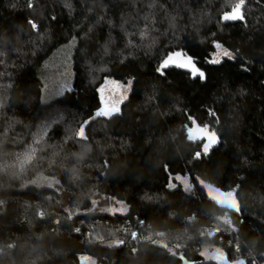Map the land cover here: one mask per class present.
I'll list each match as a JSON object with an SVG mask.
<instances>
[{
    "label": "trees",
    "instance_id": "trees-1",
    "mask_svg": "<svg viewBox=\"0 0 264 264\" xmlns=\"http://www.w3.org/2000/svg\"><path fill=\"white\" fill-rule=\"evenodd\" d=\"M236 2L0 0V264H218L202 257L206 244L264 264V0L224 21ZM216 42L234 58L210 63ZM69 44L70 87L45 100L44 64ZM173 52L205 78L159 72ZM108 78L131 84L111 118L95 115ZM192 118L219 137L207 155L187 138ZM176 175L235 189L241 211ZM94 195L128 213L91 212Z\"/></svg>",
    "mask_w": 264,
    "mask_h": 264
},
{
    "label": "snow or ice",
    "instance_id": "snow-or-ice-1",
    "mask_svg": "<svg viewBox=\"0 0 264 264\" xmlns=\"http://www.w3.org/2000/svg\"><path fill=\"white\" fill-rule=\"evenodd\" d=\"M245 4H246V0H237V2L234 3L233 6L231 7V10L227 11L223 14L222 19L224 21H245L246 20V16H245V12H244ZM30 23H31L33 28L37 27V25L34 22L30 21ZM215 47L217 49H219L220 51H218L215 58H213L209 61L210 63L220 64L222 57H227L229 59L234 58L232 53L228 49L224 48L220 43L216 42ZM173 65L178 67V68L189 69L191 72V75L194 78L195 77H199L201 79L205 78V73L200 68L197 67L194 58L192 56H185V54L182 52H173L170 55H168L167 58L162 61L160 67L157 70L162 73L164 69H167L168 67L173 66ZM129 87H130V83H129ZM101 91H103V89H101ZM124 98H126V97L122 96L121 102H122V99H124ZM118 103L119 102L114 103L111 106L106 105L104 108L97 111L95 115L111 118L114 114H117L120 111ZM211 114L215 115L214 113H211ZM86 124H87V122H85V124H82L76 133L77 137L84 139V140L87 139V136L85 135ZM192 124L195 125V128L189 127L187 129V133H188L187 138L190 141H205L203 143V146H202V152H203V154L207 155L209 153V150L214 145H216L220 142L219 137H218L215 130L210 129L209 125L201 126L200 124H198L195 121L194 118H192ZM37 143H39V141H37ZM34 151L35 150L33 149V153H34ZM34 158H35L34 155L29 157V159H34ZM195 158L200 159L201 158V152H199V151L196 152ZM173 178L176 181H179L180 184L183 185L185 191H191L192 185L190 183V179H195L202 186V189L207 190V195L210 197V199L212 201H215L223 209L234 210L237 213H239L241 211L240 202L237 199L235 189L228 190V191H222L219 188L213 187V185H211L209 183H205V181L203 179H200L199 177L190 178L187 175H176ZM167 186L169 188H174V187H176V184L169 183ZM49 187H51V185H49ZM121 211H126V209H121ZM40 215L43 216L44 214L41 212ZM69 218H71V216H69ZM221 219L223 220V223L225 225L232 226L231 220L228 219L226 216L222 217ZM57 223H59V221H57ZM232 230L238 231L237 229H235L234 226H232ZM75 231L79 232L80 229L76 228ZM216 231H220V229L217 228ZM159 235L163 236L164 234L160 233ZM131 236L133 239H136L137 233L133 232V233H131ZM146 239H151V237H146ZM123 243H125V241H123V240L116 241V244H118V245L123 244ZM153 243H157V242L153 241ZM162 246L164 248H167L168 251L171 252L173 256L176 255V253L173 252L171 248H168L167 244H164ZM235 250H236V252L240 251L239 244L236 245ZM133 251H135V249H133ZM203 254L206 255L207 258L210 260H216L218 262V264H248V262L245 261L244 259H233V260L229 261L227 254L224 253L219 248H217L215 250V252H213L210 255L207 252H205ZM80 259L82 261H84V260L90 259V258L81 256ZM180 259L184 260V257L181 255ZM185 264H188V262L185 261Z\"/></svg>",
    "mask_w": 264,
    "mask_h": 264
},
{
    "label": "rangeland",
    "instance_id": "rangeland-1",
    "mask_svg": "<svg viewBox=\"0 0 264 264\" xmlns=\"http://www.w3.org/2000/svg\"><path fill=\"white\" fill-rule=\"evenodd\" d=\"M232 6L233 4H231V7ZM218 51L220 50L217 49V51L212 55V59L216 57ZM71 52H72L71 44H69L68 46H64L59 50V52L55 55V57H53L52 59H50L44 64V68L42 69L41 74L43 75V81H44V89H45L44 99L45 100H49L56 96L61 95L66 89L70 87V66L68 62H69ZM225 58L227 57H222L221 61ZM101 89H103V91H101ZM130 89H131V84L129 87V83L124 84V83L116 82L109 78L105 79L100 88V93H101L102 101L104 104L103 107H105L106 105L111 106L112 104L119 102L118 106L120 109L121 105L127 99ZM122 96H125L126 98L122 99V102H121ZM28 157H29V154H27V158ZM28 161H30L29 158H28ZM68 196L69 195L66 194L63 198V202L65 204L68 201ZM65 208H67V204ZM121 209H126V211H121ZM90 211L93 213H98V214L124 215L128 213V207L124 203L115 201L111 198L104 197L101 195H94L91 198ZM226 217L230 219L228 216ZM221 221L223 222L222 219ZM216 249L217 248H215L214 246L206 244L204 245L200 253L202 257H204L205 260H210L203 253L207 252L210 255L213 252H215ZM83 256L88 257L90 259H86L84 261L80 259L81 264H96L93 258L89 256H85V255Z\"/></svg>",
    "mask_w": 264,
    "mask_h": 264
},
{
    "label": "water",
    "instance_id": "water-1",
    "mask_svg": "<svg viewBox=\"0 0 264 264\" xmlns=\"http://www.w3.org/2000/svg\"><path fill=\"white\" fill-rule=\"evenodd\" d=\"M195 127V125H193Z\"/></svg>",
    "mask_w": 264,
    "mask_h": 264
}]
</instances>
